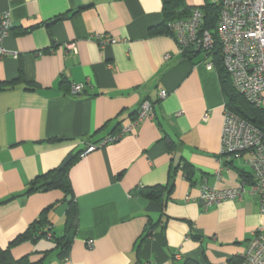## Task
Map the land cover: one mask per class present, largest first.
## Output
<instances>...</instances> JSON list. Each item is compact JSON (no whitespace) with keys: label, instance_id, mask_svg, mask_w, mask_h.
Listing matches in <instances>:
<instances>
[{"label":"crops","instance_id":"obj_1","mask_svg":"<svg viewBox=\"0 0 264 264\" xmlns=\"http://www.w3.org/2000/svg\"><path fill=\"white\" fill-rule=\"evenodd\" d=\"M162 8V0H0L12 24L3 46L16 54L0 58V249L44 209L60 238L69 203L77 210L66 252L40 239L11 247L13 259L48 252L43 264H239L261 222L248 155L220 156L218 67L201 49L179 53L164 33ZM98 35L117 43L101 48ZM73 85L83 86L80 94H70ZM143 102L151 118L71 163L67 196L27 193L78 146L129 126ZM170 184L159 199L142 195ZM202 184L217 191L241 184L244 192L204 209Z\"/></svg>","mask_w":264,"mask_h":264},{"label":"built area","instance_id":"obj_2","mask_svg":"<svg viewBox=\"0 0 264 264\" xmlns=\"http://www.w3.org/2000/svg\"><path fill=\"white\" fill-rule=\"evenodd\" d=\"M218 7L215 20L216 35L203 29L204 13L200 8L190 10L187 20L168 23L169 36L178 46L179 53L189 48H198L209 53L217 42L221 49L222 65L230 78L232 88L251 106L264 110V0H210ZM12 24L8 13L0 15V58L16 54L8 52L3 42L9 35ZM96 43L103 48L115 44L117 40L107 35L94 37ZM75 52L74 45L66 46ZM213 65L209 63L210 69ZM82 85H73L70 94L81 93ZM166 92L160 93L165 98ZM152 117V105L143 102L136 119L127 127L109 136L97 144H88L80 153V157L95 151L106 144L116 142L133 126ZM207 115L203 116V120ZM247 154L246 164L252 175L251 192L259 199L261 222L253 238L247 243L241 254L239 264H264V134L248 121L241 119L226 107L221 133L220 156L224 159L240 157ZM244 192L241 184L234 189L217 191L200 186L199 202L204 209L227 200L239 199ZM93 247V241L87 242V248Z\"/></svg>","mask_w":264,"mask_h":264},{"label":"trees","instance_id":"obj_3","mask_svg":"<svg viewBox=\"0 0 264 264\" xmlns=\"http://www.w3.org/2000/svg\"><path fill=\"white\" fill-rule=\"evenodd\" d=\"M162 2V27L164 33L169 35L167 26L168 23L171 21H180L188 14V12L190 13V10L192 8H189L185 4L184 0H162ZM199 8L204 13L203 29L209 30L211 34L215 36L216 34L213 30L215 28V20L218 15V7L216 6V4H211L210 2H207ZM188 50L189 49L184 50L183 53L185 54L186 52H188ZM209 53L212 55L213 61L218 67L220 84L225 96V107L235 113L241 119H244L251 123L254 127L259 129L264 134V110L249 105L242 96H240L234 91L231 85L230 78L223 68L221 49L217 42ZM77 157H80V154L74 157L72 161L64 168L57 169L53 173H49L44 176V181L41 185H37V180H35V182H32L31 186L27 190V193L60 190L65 196H67L68 181L66 177V171ZM186 176H188V174ZM48 180H51L49 184L46 182ZM172 186V184L168 186H155L153 188H149L147 192H143L142 195H144L150 200L159 199V196L163 192L171 191ZM47 212L48 209H44L41 212L40 217L34 223H32L25 232L18 235L14 240H12L7 248L0 249V264H43V260L48 256V252L43 253L42 258L38 261H31L29 256H24L20 259H13L11 257L10 248L25 241L35 243L40 239H45L49 241L53 240V243L55 244V249H59L60 253H64L66 252V250H68L77 228L76 207L73 205L72 202L69 203V208L65 213L62 236L60 238H55L52 234L51 225L46 218ZM185 264L193 263L186 261Z\"/></svg>","mask_w":264,"mask_h":264},{"label":"water","instance_id":"obj_4","mask_svg":"<svg viewBox=\"0 0 264 264\" xmlns=\"http://www.w3.org/2000/svg\"><path fill=\"white\" fill-rule=\"evenodd\" d=\"M83 150V145L78 146L67 158L62 162L59 169L64 168L66 165H68L74 157H76L81 151ZM50 183V180L47 182Z\"/></svg>","mask_w":264,"mask_h":264},{"label":"rangeland","instance_id":"obj_5","mask_svg":"<svg viewBox=\"0 0 264 264\" xmlns=\"http://www.w3.org/2000/svg\"><path fill=\"white\" fill-rule=\"evenodd\" d=\"M207 2H210V0H204V4L207 3Z\"/></svg>","mask_w":264,"mask_h":264}]
</instances>
